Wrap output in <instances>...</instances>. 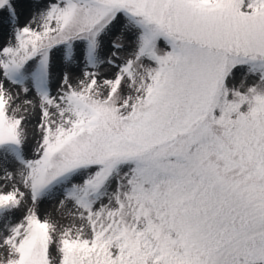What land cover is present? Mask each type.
<instances>
[{
  "label": "snow or ice",
  "instance_id": "obj_1",
  "mask_svg": "<svg viewBox=\"0 0 264 264\" xmlns=\"http://www.w3.org/2000/svg\"><path fill=\"white\" fill-rule=\"evenodd\" d=\"M0 264H264V0H0Z\"/></svg>",
  "mask_w": 264,
  "mask_h": 264
},
{
  "label": "rangeland",
  "instance_id": "obj_2",
  "mask_svg": "<svg viewBox=\"0 0 264 264\" xmlns=\"http://www.w3.org/2000/svg\"><path fill=\"white\" fill-rule=\"evenodd\" d=\"M35 119L31 122L32 124H35ZM51 207H52V205L51 204H44L43 206H42V213H43V211L44 210H50L51 209Z\"/></svg>",
  "mask_w": 264,
  "mask_h": 264
}]
</instances>
